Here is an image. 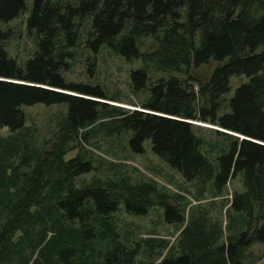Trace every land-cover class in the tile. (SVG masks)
<instances>
[{
    "label": "trees",
    "instance_id": "obj_1",
    "mask_svg": "<svg viewBox=\"0 0 264 264\" xmlns=\"http://www.w3.org/2000/svg\"><path fill=\"white\" fill-rule=\"evenodd\" d=\"M25 9L26 0H0V20ZM26 25L37 48L24 66L0 41V126L9 132L0 135V264H264V252L253 249L264 244V0H32ZM103 45L143 59L130 72L134 92L146 86L151 67L186 74L156 77L141 104L148 111L97 100L120 102L64 73L81 53L92 72ZM212 60L219 64L208 79L188 72ZM234 74L249 79L223 108ZM36 102L63 106L56 129L40 140L22 110ZM187 120L247 138L212 127L223 138L218 144ZM99 130L123 134L136 153L149 139L156 156L194 180L196 194L170 190L100 153L92 141ZM205 143L220 152L209 155ZM239 172L244 189L224 205L240 217L222 226L207 209L184 225L192 198H225ZM154 206L166 222L181 223L176 243L137 234L119 218Z\"/></svg>",
    "mask_w": 264,
    "mask_h": 264
},
{
    "label": "rangeland",
    "instance_id": "obj_2",
    "mask_svg": "<svg viewBox=\"0 0 264 264\" xmlns=\"http://www.w3.org/2000/svg\"><path fill=\"white\" fill-rule=\"evenodd\" d=\"M31 4L32 0H26V9L23 13L9 21L0 20V41L3 42L8 56L14 58L20 66H24L26 60L32 57L37 48L36 34L34 31L28 30L26 25V17L28 16ZM82 48H84L83 45H79V50H82ZM139 48L144 50L143 46H139ZM261 49L262 46L258 50L260 51ZM218 64L219 62L212 60L208 64H202L199 67L190 66L188 72L201 80H206ZM144 66L141 57L127 58L123 54L115 52L107 45H103L96 54L95 67L92 72L88 70L91 65L85 59V53H81L77 54L74 65L64 74L67 81L83 82L91 85L99 84L106 97L121 101L122 103H118V105L130 109H143L141 104H144L150 97V86L156 77L162 75L168 78L170 76H182L186 74V72L177 70L156 72L151 67L148 69L149 79L146 86L134 92L131 87L130 72L132 69ZM248 79L249 77L246 74H234L229 77V90L222 94L223 108L225 106L228 108L229 99L234 94L236 87L247 82ZM194 84L195 88L198 89V83L194 82ZM97 100L117 104L113 100L103 98H98ZM123 103L128 105H123ZM22 110L26 116L25 125L36 126L37 138L40 140L43 137H49L52 130L56 129L63 106L58 103L46 104L36 102L31 105H23ZM198 123L202 128L198 129L195 127L194 131L196 134L203 135L208 141H216L218 144L223 141L221 136H216L210 130L212 128L210 123ZM7 133H9L8 129L0 126V135H6ZM92 141H95L100 146V153L124 160L128 170L131 171L132 167L135 166L145 176L156 179L170 190H176V188L180 187L187 188L189 195L193 196L198 188L194 180L185 179L177 169L156 156L152 152L149 139L144 141V151L141 153L133 152L130 149L123 134L121 136H116L115 134L106 136L99 130L92 137ZM203 150L209 155L215 154L214 156L220 152L217 148L210 149L207 143L203 145ZM75 152L76 150L69 152L66 157L73 156ZM213 163L216 164L217 160L215 159ZM243 189L242 172H239L227 184V196L225 198H216L213 204L209 198L201 201H196L192 198L190 206L193 208L186 215L184 225H190L193 218L198 215V212L201 213L207 209L210 211L209 218L211 221L218 219L222 226H224L226 221L230 222L232 218L240 217L239 213L233 209H230L226 213V206L224 204L228 202L227 200L230 199V194L234 190L241 191ZM119 218L123 220L124 225L126 224L125 226L133 228L137 234L145 235L154 232L161 237H167L173 243L177 241V229L181 226L180 222H166L163 218V208L161 206L152 207L149 213L144 216H132L120 211ZM253 249L264 252V244L255 242Z\"/></svg>",
    "mask_w": 264,
    "mask_h": 264
},
{
    "label": "water",
    "instance_id": "obj_3",
    "mask_svg": "<svg viewBox=\"0 0 264 264\" xmlns=\"http://www.w3.org/2000/svg\"><path fill=\"white\" fill-rule=\"evenodd\" d=\"M67 93H70V94H72L71 92H67ZM144 111H146V110H144ZM187 121H189V122H191V123H197V124H199L198 122H195V121H191V120H187ZM216 129H219V130H222V131H225V132H229V131H227V130H224V129H222V128H218V127H215ZM229 133H232V134H235V135H237V136H239L240 138H247V137H245L244 135H241V134H236V133H233V132H229Z\"/></svg>",
    "mask_w": 264,
    "mask_h": 264
},
{
    "label": "bare ground",
    "instance_id": "obj_4",
    "mask_svg": "<svg viewBox=\"0 0 264 264\" xmlns=\"http://www.w3.org/2000/svg\"><path fill=\"white\" fill-rule=\"evenodd\" d=\"M114 103H122L121 101L120 102H115V101H113ZM128 105V104H126V103H123V105ZM191 121H195V122H201V123H206V122H202V121H196V120H191ZM206 124H208V123H206ZM211 126H215V125H212V124H210ZM215 127H218V126H215ZM218 128H221V127H218ZM223 129V128H222ZM226 130V129H225ZM228 131H230V130H228ZM230 132H232V131H230ZM233 133H236V132H233ZM236 134H239V133H236Z\"/></svg>",
    "mask_w": 264,
    "mask_h": 264
}]
</instances>
